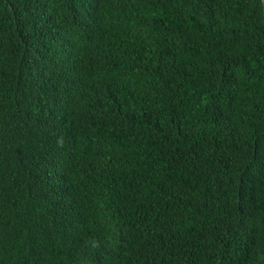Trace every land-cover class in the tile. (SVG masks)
<instances>
[{
  "label": "trees",
  "instance_id": "trees-1",
  "mask_svg": "<svg viewBox=\"0 0 264 264\" xmlns=\"http://www.w3.org/2000/svg\"><path fill=\"white\" fill-rule=\"evenodd\" d=\"M65 1L0 0V150L9 123L52 102L56 129L93 148L49 184L36 182L43 164L8 161L0 264H41L33 241L65 202L69 237L95 250L74 264H264V0H95L128 42L108 81L77 82L81 106L71 86L49 90L43 68L58 40L42 23L60 27L46 8ZM104 99L114 104L97 122ZM110 143L107 160L95 148Z\"/></svg>",
  "mask_w": 264,
  "mask_h": 264
},
{
  "label": "clouds",
  "instance_id": "clouds-1",
  "mask_svg": "<svg viewBox=\"0 0 264 264\" xmlns=\"http://www.w3.org/2000/svg\"><path fill=\"white\" fill-rule=\"evenodd\" d=\"M50 5L52 9L58 10L56 20L60 27L56 30L53 25L50 28L45 20L42 23V26L58 40L43 66L46 84L49 90L60 87L59 94L66 86L68 88L71 86L72 89L68 91L67 96L77 106H81L85 104L81 100L86 99V90H79L77 82L86 78L98 87L104 81H108L109 75L105 68L116 67V64L124 60L122 49L128 41L124 35H117L116 17L99 9V3L95 0H66L63 10L60 5L57 8L50 2L46 11ZM207 45L210 51L215 52L216 45L211 38L208 39ZM90 70L94 71L93 76L86 73ZM113 102V100L104 99L100 104L95 105L93 119L100 121L101 116L114 104ZM51 104L50 110L38 121L8 124V132L5 135L11 138L12 143L1 146L0 180H7L12 175L14 166L8 162L9 160L16 162L21 160L26 167L32 161L34 164H43L41 170L37 172L36 182L49 184L73 173L76 168L74 161L87 149H93L84 144L80 133L68 135L56 129L52 115L53 102ZM19 138H24L27 142L23 143ZM111 146L112 143L108 151L99 148L95 150L108 160ZM5 197L0 193V201ZM17 197L22 199V195ZM60 204L62 206H58V209L54 207L51 209L50 219L53 225L45 229L33 241L39 262L43 264L52 249H72L71 254L63 257L62 264L82 263L73 262L76 257L95 258L94 248L84 244L82 240L69 237L74 231L75 223L72 204L69 205L67 202ZM9 228V220L0 221V240L7 236Z\"/></svg>",
  "mask_w": 264,
  "mask_h": 264
}]
</instances>
